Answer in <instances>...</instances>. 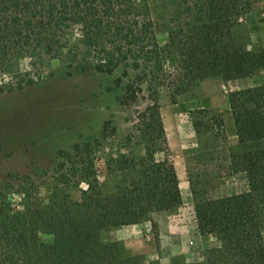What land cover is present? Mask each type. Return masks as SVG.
<instances>
[{
	"label": "trees",
	"instance_id": "1",
	"mask_svg": "<svg viewBox=\"0 0 264 264\" xmlns=\"http://www.w3.org/2000/svg\"><path fill=\"white\" fill-rule=\"evenodd\" d=\"M259 1L174 0L167 40L160 45L155 0H0V73L9 76L0 81V94L32 85L49 62L59 60L67 75L78 69L116 75L118 104L136 108L124 135L107 119L99 136L59 151L53 191L43 205L21 195L16 208L17 190L6 182L7 191L0 193V264H145L108 233L145 221L154 228L153 214L182 203L160 92L176 104L197 98L195 90L206 79L262 70L264 49L250 48L237 34L240 20ZM23 60L27 68L20 67ZM227 101L236 137L226 147L227 172L243 173L247 188L204 196L186 165L197 231L217 244L205 248L200 260L178 257L171 264H264V85L231 90ZM209 113L189 111L197 136L224 127L221 115ZM100 159L110 179H99Z\"/></svg>",
	"mask_w": 264,
	"mask_h": 264
},
{
	"label": "rangeland",
	"instance_id": "2",
	"mask_svg": "<svg viewBox=\"0 0 264 264\" xmlns=\"http://www.w3.org/2000/svg\"><path fill=\"white\" fill-rule=\"evenodd\" d=\"M174 3V0H155L152 4L160 45L167 40L168 19ZM237 34L245 36L250 48L264 49V0L240 20ZM20 67L27 68L28 60H23ZM43 74L42 79L30 86L0 94V193L7 191L6 182L13 186L11 190H17L12 199L16 208L21 207V195L27 196L34 206L48 202L53 191L52 166L59 151L99 136L104 120L111 119L120 136L136 120L135 106L122 107L117 102L121 89L115 85L116 75L89 69L67 75L64 63L59 60L49 62ZM2 79L9 76L0 73ZM253 85H264V68L244 75L206 79L195 93L199 94L197 98H212L220 106L230 89ZM159 104L170 156L185 167V183L180 188L182 203L171 211L153 214L154 228L150 221H145L113 229L108 237L118 241L127 253L141 255L145 264H171L178 257L200 260L205 248L195 229L186 165L196 190L204 196L217 198L246 190L243 173L227 172L226 147L236 138L227 111L218 113L209 109L210 115H221L224 127L197 136L189 110L171 104L165 90L160 92ZM157 158L162 159L163 155L158 154ZM97 167L101 181L110 179L102 159L97 161ZM70 194L73 199L79 198L78 189ZM43 238L47 240L48 236ZM202 238L210 246L217 244L212 235ZM183 244H188L191 250L183 252Z\"/></svg>",
	"mask_w": 264,
	"mask_h": 264
},
{
	"label": "crops",
	"instance_id": "3",
	"mask_svg": "<svg viewBox=\"0 0 264 264\" xmlns=\"http://www.w3.org/2000/svg\"><path fill=\"white\" fill-rule=\"evenodd\" d=\"M253 86H255V85H253ZM247 87H250V86H247ZM231 90H233V89H230L229 91H231ZM227 93H228V91H227ZM175 105H178V106L183 105L189 111L196 109V108H207V109H213L218 113H221L222 111H228V108H229L227 99L226 100L224 99L223 103L219 106L214 99H212V98L207 99L206 97H203V98L199 97V98H195V99L185 100V101L176 103ZM230 123H231V121H230ZM231 127L233 129L232 123H231ZM233 137H235L234 132H233ZM173 161L175 163L176 172H177L179 179H180L179 180L180 181V187L179 188H182V183H185V167H183L181 162H177L175 159ZM195 229H196L198 237L201 238L200 241L202 243V247L203 248L210 247L211 243L203 240V238H202L203 236H201L199 234V232L197 231L196 225H195ZM189 250H191V248L188 244L182 245V251L183 252H187Z\"/></svg>",
	"mask_w": 264,
	"mask_h": 264
}]
</instances>
